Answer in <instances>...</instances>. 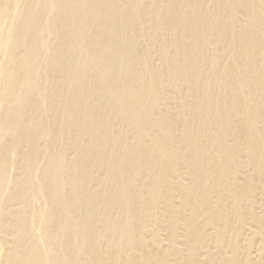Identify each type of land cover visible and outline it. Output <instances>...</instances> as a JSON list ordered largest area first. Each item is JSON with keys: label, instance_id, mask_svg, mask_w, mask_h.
I'll list each match as a JSON object with an SVG mask.
<instances>
[{"label": "bare ground", "instance_id": "obj_1", "mask_svg": "<svg viewBox=\"0 0 264 264\" xmlns=\"http://www.w3.org/2000/svg\"><path fill=\"white\" fill-rule=\"evenodd\" d=\"M0 264H264V0H0Z\"/></svg>", "mask_w": 264, "mask_h": 264}]
</instances>
